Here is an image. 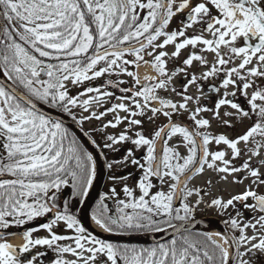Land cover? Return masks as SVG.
Listing matches in <instances>:
<instances>
[{
    "label": "snow or ice",
    "instance_id": "1",
    "mask_svg": "<svg viewBox=\"0 0 264 264\" xmlns=\"http://www.w3.org/2000/svg\"><path fill=\"white\" fill-rule=\"evenodd\" d=\"M186 8L190 10L186 19L181 21L182 27L171 33L165 32L172 17ZM213 9L219 16L213 15ZM195 23L203 25L201 32L211 33L212 39H204L203 35L187 37L186 29ZM162 36V43H155ZM178 37L184 39L177 42ZM238 38L243 39L244 46H235ZM173 43L175 51L171 54L164 51L155 54L157 48L163 49ZM198 44L206 46L201 51L214 53L216 64L220 66L242 57L238 67L225 72V78L219 86L225 89L223 98L215 102L217 118L220 117L218 110L225 105L234 109L238 116L250 117L255 114L257 117L253 126L235 140H229L224 135L213 137L206 131H200L209 125V121L196 117L200 112L211 111L208 108L197 107L190 114L189 118L196 125L194 130L173 121V113L188 111L187 103L192 97L177 92L184 102L176 104L155 94L157 88L166 89L178 71H184L177 69L171 74L166 73L162 58L168 55L177 57L186 46L195 47ZM221 46L228 49V59L220 55ZM147 47L153 49L147 52L148 56L154 57L151 61L153 68L161 77L167 76V79H161L151 86L144 85L136 91L135 85L139 84V78L135 73L128 72L125 65L133 63L139 66L143 60L141 53ZM125 54L133 55L135 60H124ZM253 59L257 62L256 66L249 68L247 75L242 76L240 70L251 64ZM193 61L205 63L202 56L192 53L183 64L189 66ZM101 63L103 66H100ZM219 71L213 66L199 79H207ZM0 72L7 81L0 82V177H14L0 179V229L19 228L35 218L54 213L52 220L40 225V228L48 231L49 237L32 239V233L39 230L32 228L22 233L24 243L18 250L7 242H0V264H34L36 255L22 260L20 254L45 245L57 252L58 258L53 264H118V261L122 264H258L260 258L264 257V235L256 234L257 225L264 229V195H258L251 189L232 196L226 202L219 198L213 199L209 205L223 211L229 206L234 208L235 201L243 204L245 209L262 213L253 217L255 223L248 221L243 226L235 217L225 221L226 226L230 225L239 233L238 236L229 238L216 233L223 244L234 249L233 253L212 240L211 235H206L204 243H201L191 235L183 234L189 230L186 224H173V220L189 221L201 203L200 200L195 205L187 202L193 192L200 195V190L188 188L187 182L193 174L202 172L205 165L227 174L247 171L248 175L243 179H251V183L256 185L264 184V175L248 161L240 167L232 166L231 161L225 159L224 151L210 152L208 147L213 140L217 145L223 143L231 149L233 159L240 155L237 145L240 142L247 145L250 138L256 145L255 149H248L251 156L259 155L257 149L264 148V87L255 85L248 78H264V0H203L195 6L190 4V0H181L178 5L176 0H0ZM112 72L116 75L126 73L134 78L132 88H120L122 93L131 92V96L117 97L121 103L113 104L99 113L92 112L81 119L100 120L108 113H114V120L102 127L116 128L122 122H127L128 127L119 136H106L103 148L116 151L118 144L130 142L137 150L146 146L147 151L142 157L143 163L135 157L134 149H128L123 161L127 163L130 159L132 165L142 170L137 183L139 197L136 198L133 190L125 184L122 191L131 200H118V215L111 216L108 215V205L104 203L106 197L102 193L91 218L99 228L110 234L165 232L168 228L173 229L172 239L152 247L138 248L97 239L86 234L79 220L69 213L68 200L64 201L63 212L56 204L61 187L69 183L66 177H71L72 197H78L80 203L85 202L95 176L93 156L83 151L74 137L66 148L67 130L60 121L39 111L37 104L56 108L76 120L72 108L80 106L84 112H88L92 104L99 107L105 102L103 97H112L114 94L90 86L81 95L93 92L97 95L80 102L77 97L68 94V82L74 86L80 85ZM197 79L195 75L187 79L185 93L188 85L195 84ZM108 83L112 84V81ZM230 85L245 96L251 113L227 98L237 94L236 91H227ZM250 87L255 90L248 98L246 90ZM219 88L212 86L209 90L219 92ZM140 97L143 98V104L138 99ZM125 100L129 104H125ZM257 100L261 103L257 104ZM152 101L158 102L160 107H150ZM196 103L199 104V98ZM133 106L137 111L132 110ZM119 111L128 115L121 117ZM148 112L151 113L148 116L150 121L154 122L162 114L168 123L155 130L151 138H146L139 131L129 135L133 126L142 125V120L135 117H143ZM223 115L231 117L233 113L224 112ZM223 123L228 125L229 121L225 119ZM177 135L182 137V143L171 147L169 141ZM257 135L262 138L260 141L255 140ZM180 147L187 149V155H181ZM72 160L76 162L75 169L70 165ZM84 161L88 162L87 165ZM217 162L222 166L217 167ZM259 163L264 166V159ZM108 167L111 168L112 164ZM152 177L161 186L165 184V178L170 179L172 183L168 184L169 190L151 193L150 189L155 187L150 179ZM110 179L126 180L128 177L112 176ZM234 182L242 183L243 180L236 179ZM110 191L112 196L118 195L115 188ZM29 198L31 203L28 202ZM177 198H180L181 206L174 209L173 201ZM248 198L255 203H246ZM125 209H132V212H126ZM241 215L237 209L236 216ZM60 222L67 229L74 230L76 235L65 236L53 232V226H59ZM249 227L253 229L252 236L245 234V229ZM64 240L74 241L75 247L57 243ZM209 244L213 248L211 254L207 250ZM202 249L203 259L200 254ZM64 253H71L77 259L59 258ZM85 253L88 255L85 256Z\"/></svg>",
    "mask_w": 264,
    "mask_h": 264
},
{
    "label": "rangeland",
    "instance_id": "2",
    "mask_svg": "<svg viewBox=\"0 0 264 264\" xmlns=\"http://www.w3.org/2000/svg\"><path fill=\"white\" fill-rule=\"evenodd\" d=\"M181 19H182V17L176 18L175 21H179ZM187 31L190 33H197L198 32L197 30H193L191 28L187 29ZM240 43H241V40H240V38H238L235 46L239 47ZM152 50L153 49L150 48V49H147L141 53L143 55V60H141L139 62V66H136L133 63H129V64L125 65V67L127 68V71L135 73L136 77L139 78V76L137 74L138 68L142 65L150 64V62L145 63L144 61H149L148 59L150 58V56L147 55V52H150ZM158 51H159V49H156L155 54H157ZM162 51L172 52L171 48H169L167 46H165L162 49ZM219 51H220V55L224 59H228V49L226 47H221ZM192 53H195L197 55L199 53V55L204 58V60H205L204 64L205 65L201 64L200 61H193V63L191 65L184 67V64H183L184 59H186ZM123 59L128 60V61H134L135 57L133 55H130V56L125 55L123 57ZM162 59L165 62L166 73L171 74L174 67H176V66L181 67V65H183V67H181V68H183L184 71H181L177 75L173 76L171 78V80L169 81L166 89L157 88L155 90V92H157V94L156 93L155 94L157 96L165 99V100H170L173 103L179 104V103H182L184 101H183V99L179 98L181 95H177V93H175L172 90V87L170 85L177 88V87H179L180 84H185L187 82V79L190 78L191 76L195 75L197 78L199 76L201 77L204 72L210 71V69L213 66L217 67L220 70L217 75L210 76L207 79H197V82L195 84L188 85V88H187L188 92H186V93H188L190 96L200 97V96L204 95L202 89L200 88L201 84L204 83L203 87L211 85V86H215V87L219 88L222 80L225 78V72L227 71V69L232 68V67H238L239 63L241 62L242 57L236 58L235 62L232 61L229 64H226L224 66H220V65L216 64V55L214 53L209 52V51H201V49L198 48V46L193 47V46L189 45L180 51L179 56L176 57L177 61H173L170 57L168 58L167 56L163 57ZM255 62H256V60L253 59L251 64L247 65L245 69L240 70L241 75L246 76L247 70L253 66H256ZM180 63H181V65H180ZM100 66H103V63H101ZM156 72H157L156 70H155V72H154V69L152 70L153 75H152L151 79L147 80L148 83L156 84L158 82L156 77L160 78L161 76L158 75V73H156ZM248 78L255 85L260 86V87H264V80H262L263 78H261V77H248ZM163 79H167V76H164ZM233 79H235V77H233ZM108 81H112V84H114L115 81H118V84L120 81H123L124 84L120 83V85H121V86H119L120 88H130V87L132 88L135 84L134 78L132 76L127 75L126 73H120L119 75H116L115 72L105 73L101 77H97V78H94V79H91L88 81H84L80 85L74 86L70 82H68V84H67L68 94L71 96L77 97L78 101L82 102L84 99H89L91 96L97 95V93H95V92L88 93L86 95H81V93L87 87H90V86L94 87V88L98 87V88H100L101 92H104L106 90L102 89L100 86L108 85L110 88H112V84H109ZM139 81H141L140 78H139ZM142 81L144 82V80H142ZM104 82H105V85L102 84ZM138 85H140V84H138ZM138 85L135 86L136 91H139L141 88ZM241 87H242V82H241ZM179 89L181 90L179 93L185 94L184 90L182 91L183 88H179ZM254 90L255 89L252 87H250L246 90L248 98L251 97V94ZM224 91H225V89L219 88V92H217V95L222 97V92H224ZM227 91L228 92L236 91L237 94L233 97H239V98L235 99V101H237L239 103V105L241 106V108L243 110L249 111L251 113L252 110L250 108V105L247 103V99L245 98L244 95L241 94V92L237 91L231 85L228 87ZM107 92H111V91L109 90ZM112 93L114 94L112 97H103L102 98L105 102L101 106L98 107L96 104H92L90 106L88 112H84L82 107L77 106V107L72 108V114L76 116V119H78L80 121L79 123L81 124V126H83L90 133L91 137L97 142V144L99 145V147L103 151L104 157L106 159L107 173H106L105 179L103 181V184L101 186L100 193L101 194L103 193L106 196L109 195L113 199V197L115 198V196H112V193L110 190L112 188H115L116 190H118V195H121L123 197L124 192L122 191V189H123L124 185L127 184V186L133 190L134 196L136 198H138L140 195V191L134 189L133 186L131 187L129 185L131 179H126L124 182H120L119 179H117V180H115L116 182H114V180L110 179V177L115 176L116 172H119L120 170L124 169L126 163H124L123 161H124V157L127 155L128 149H134V155L137 158L139 155L144 153V149L146 146H142L140 149L137 150V149H135V146H133L129 142V143L118 144L116 146V148H117L116 151H112V150L103 148L106 136H108V135L119 136V134L121 132H123L128 127L127 122H122L116 128H112V127L103 128L102 126L104 124L108 123V121L114 120V115H115L114 113H108L107 115L102 117L100 120H95V119L82 120L81 119V117H83V116H90L92 114V112L99 113L100 111H104L105 109L110 108L113 104L121 103V101L119 99H117V97H118L117 93L114 91H112ZM123 95L124 96L125 95L131 96L128 93H122L121 96H123ZM138 99L140 100V102L142 104L144 103L142 97H140ZM216 101L217 100H214V102H208L206 105H204L202 103L192 104V103L188 102L187 103L188 111L179 110L177 113L172 114L171 119L173 120L177 117L189 118L190 114L192 112H194L197 107L211 109V111L200 112L197 115V117H196L197 119L203 118V119H207L209 121V125L206 128H202L200 130L202 132L206 131V132L210 133L213 137L219 136V135H224L229 140H235L237 137L243 135L257 121V117L255 116V114H252L250 117L238 116V114L235 112V110L232 109L228 105L221 106V108L218 110L220 113V117L217 118L216 117V111L217 110L215 109V102ZM123 102L125 104H129V101H127V100H125ZM256 103L260 104L261 101L257 100ZM150 107L159 108L160 105L158 102L152 101L150 103ZM132 110L137 111V109H135L134 106H133ZM169 111H171V110L169 109ZM224 112H232L233 116L225 117L223 115ZM118 114L121 117L128 115L127 113H125L123 111H119ZM149 115H151L150 112H148L147 115H145L143 117H139V116L135 117L136 119L142 120V125L141 126H133L132 132H130L129 135H133L134 132L140 130V131H142L143 135L146 138H151L154 131L157 130L158 128H160L161 125L163 126L164 124H166L165 122L168 121L167 118H165L162 114H160L156 117L155 121L153 122V121H150L148 119ZM129 118L131 119L132 117H129ZM225 119H227L229 121L228 125H225L223 123V120H225ZM191 121L193 122V120H191ZM133 138H135V137L133 136ZM261 139L262 138L259 135L255 136L256 141H260ZM178 143H182V137H180L179 135H177L176 137H173L169 141V145L171 147H173L174 145L176 146ZM128 146H129V148H128ZM208 147H209L210 152L224 151L226 153L225 159L230 160L232 166L240 167V166H242V164L245 161H248L253 168L259 169L260 173L262 175H264V166H261L259 163V161L261 159H264V148L257 149V151L259 152V155L251 156V153L248 151V149H255L256 148V145L253 143L252 138H250L247 145L244 142H240L237 145L238 149L240 150V155L238 157H236L235 159L232 158L231 149L228 148V146L223 144V143L217 145L215 143V141L213 140L210 142ZM180 149H182V147ZM250 156H251V159H249ZM209 160H210V157H209ZM117 161H120L121 163H115ZM129 161H130V159H129ZM109 164H112L111 168L108 167ZM219 166H222V165L220 162H217V167H219ZM99 167H100V165H99ZM247 175H248L247 171H241L239 173H232V174L221 173V172H218L214 169H209L207 167V165H205V167L203 168V171L196 177V179H193L191 181V183L189 184L190 189L200 190V195L198 196V195H196L195 192H193V195L188 197L187 202L190 205H195L197 200L201 201V203L196 207V210H195L192 218L189 221L200 218V217H208V216H213V217L219 218L221 220H227L229 217H235L238 220L241 219V221H240L241 224H244L242 216H240V217L236 216V210L237 209L239 210V208L237 207L238 206L237 202L234 201V205H235L234 208L232 206H229L226 210H223V211H221L218 207L209 206V205L211 204V201L213 199H217V198L221 199L222 202H226L232 196L242 194L244 191H246V189L247 190L251 189V190L258 192V193L263 192L264 191V184L256 185V184L251 183V179H243ZM98 179H97V181H98ZM236 179H242L243 182L242 183H235L234 180H236ZM165 181L166 182L163 186H161V184H159L160 191L167 192L169 190L168 184L172 183V181L170 179H165ZM96 184H97V182H96ZM118 195L116 197H118ZM122 200L130 201L131 198L130 197H123ZM239 211L242 213V209H240ZM78 214H79V210H78L76 216H78ZM256 229L260 234L264 233V229H261L259 227H257ZM53 230L57 234H71L73 236L76 235L75 231L67 229L63 222H60L59 226H53ZM245 234L248 236H252L253 235V229L251 227L246 228ZM120 235H126V234H120ZM33 237L37 238L39 236H33ZM41 238H43V237H41ZM59 244L62 246L63 245H70L72 247H75L74 241H65V242L59 243ZM36 249L37 250L47 249L49 251L48 253H51V256H52L51 261H54L58 258L57 252L54 251L53 248H49L46 245L45 246H36ZM84 255L87 256L88 253H85ZM59 258L66 259V260L77 259V257L73 256L71 253H64ZM80 264H82V262H80Z\"/></svg>",
    "mask_w": 264,
    "mask_h": 264
},
{
    "label": "flooded vegetation",
    "instance_id": "3",
    "mask_svg": "<svg viewBox=\"0 0 264 264\" xmlns=\"http://www.w3.org/2000/svg\"><path fill=\"white\" fill-rule=\"evenodd\" d=\"M181 2V0H176V4L178 5L179 3ZM200 2H203V0H190V4L192 5V6H195L197 3H200ZM209 7H211V5H209ZM174 11H175V8L173 9ZM189 10L190 9H188V8H186V9H184L183 11H181V12H179V13H177L175 16H173L172 17V19H171V21H170V23H169V25L167 26V28L164 30L165 32H168V33H171L173 30H178L179 28H181L182 27V25H181V21H184L185 19H186V16H187V14H188V12H189ZM213 15H217V16H219V13L215 10V9H213ZM180 17H182V19L181 20H179V21H175L176 20V18H180ZM203 27V25H201V24H199V23H195V24H193V26L191 27V29H193V30H197L198 32L197 33H190V32H188L187 31V29H186V36L187 37H192V36H197V35H203V37H204V39H212V35H211V33H209V32H201V28ZM189 29V28H188ZM163 39H164V37L162 36V37H159L158 39H157V41L155 42V43H157V44H159V42L160 43H162V41H163ZM184 38L183 37H178L177 38V42H181L182 40H183ZM142 40H143V38H142ZM240 40H241V43H240V45H239V47H241V46H244V41H243V39L242 38H240ZM145 43H146V40L144 41ZM252 43H255V41H252ZM198 46V48H200V49H202V48H204V47H206V46H204V45H202V44H198L197 45ZM167 47H169V48H171V50H172V52L173 51H175V43H173V44H169V46L167 45ZM221 47H224V46H221ZM220 47V48H221ZM151 47H147L145 50H147V49H150ZM152 49V48H151ZM157 49H159V48H157ZM144 50V51H145ZM160 51H162V49H159V51H158V53L160 52ZM164 52H166V53H169V54H171L172 52H168V51H164ZM157 53V54H158ZM128 56H130L131 54H127ZM198 55H199V53H198ZM168 58L170 57L173 61H177L176 60V57H171V55H168L167 56ZM154 59V57H150L148 60H149V62H150V64H151V66H152V63H151V61ZM185 60V59H184ZM236 61V58L233 60V62H235ZM257 62H255V64H256ZM180 65H181V63H180ZM203 65H205V64H203ZM186 65H184V67H185ZM181 67H183V65H181ZM180 66L178 67V66H176V67H174V69L172 70V72L174 71V70H177V69H183V68H181ZM154 68H153V66H152V70H153ZM154 72H155V69H154ZM179 72H181V71H178L177 72V74L179 73ZM157 73V72H156ZM159 75V74H158ZM200 77V76H199ZM199 77H198V79H199ZM156 79L158 80V82L161 80V79H163V77H156ZM262 80H264V78L262 79ZM157 82V83H158ZM156 83V84H157ZM120 84V83H119ZM124 84V83H123ZM139 84L140 85H138L139 87H143L144 85H149V86H151V85H154V84H152V83H148V82H143V83H140L139 82ZM204 84V83H203ZM203 84H201L200 85V88L202 89V91H203V94L204 95H202V96H200V97H197V96H190L188 93H185V95H187V96H190V97H192L193 99L191 100V101H189L190 103H192V104H197L196 103V99L197 98H199V103H202V104H204V105H206L208 102H214V100H218V99H220V98H223V97H220V96H218L217 95V92H214V91H210L209 89L212 87L211 85H209V86H206V87H203L204 85ZM121 86V85H120ZM135 86H137V85H135ZM171 87H172V90L173 89H175L176 91H174L175 93H177V92H180L181 90L179 89V88H183L182 89V91L184 90V84H180L179 85V87H177V88H175L174 86H172V85H170ZM131 88V87H130ZM188 92V91H187ZM156 94H157V92H155ZM223 93V92H222ZM120 94L122 95V92L120 91ZM120 94H117L118 95V97H120L121 95ZM129 95H131V92H129L128 93ZM124 96V95H123ZM179 98H181L182 99V96H180ZM228 99H230V100H232L233 102H236V103H238L237 101H235V99H238L239 97H233V96H229V97H227ZM239 104V103H238ZM173 121H176V122H178V123H180L182 126H186V127H188L190 130H194L195 128H196V125H195V123H194V121L192 122L189 118H187V117H185V118H181V117H177V118H175V119H173ZM165 123H168V121L167 122H165ZM161 127H162V125H161ZM139 132H141L142 133V131H140V130H138ZM201 131V130H200ZM143 134V133H142ZM173 147H176L175 145L173 146ZM128 148H129V146H128ZM181 148V147H180ZM179 148V152L181 153V155H187V149L186 148H184V147H182V149H180ZM146 151H147V148L145 147V149H144V153H142L141 155H139L137 158L138 159H140L141 160V163H143V160H142V157H143V155L144 154H146ZM161 155H162V152H161ZM199 155V154H198ZM176 161H173V163H175ZM181 163H182V161H180ZM205 167V166H204ZM201 173V172H200ZM198 174L199 173H197V174H193L192 175V178L187 182V187L189 188V184L191 183V181L193 180V179H196V177L198 176ZM142 175V170L138 167V166H135V165H132L131 163H130V161H128L126 164H125V167H124V169H122V170H120L119 172H116L115 173V176L116 177H121V176H123V177H128V179H131L130 180V183H129V185L132 187L133 186V188L134 189H136V190H139L138 189V187H137V183H138V181H139V178H140V176ZM151 179V182L155 185V187H153L152 189H150V192L151 193H155V192H157V191H160V189H159V184H160V182L155 178V177H152V178H150ZM165 179H168V178H165ZM120 182H124L125 180H119ZM114 182H116L115 180H114ZM247 190V189H246ZM116 192L118 193V190H116ZM258 195H264V191L263 192H256ZM123 197H126L125 196V194H124V196ZM121 195H118V197H116L115 196V198L113 197V202H114V205H115V209H117V201L118 200H122V198H123ZM180 201V198H178V202ZM178 202H177V204H178ZM180 203V202H179ZM238 203V208H239V210L240 209H242V219H243V221H244V223H246V222H248V221H251L252 223H255V220L253 219V217H258L259 215H262V213H260L259 211H256V212H253L252 210H250V209H245L244 208V206H243V204H241V203H239V202H237ZM246 203H248V204H254L255 202L251 199V198H248V200L246 201ZM177 204H175V205H177ZM239 221H241V219H239ZM241 226H243V224H241ZM257 227H259V225H257ZM53 232H55L54 230H53ZM57 234V233H56ZM256 234L259 236V235H264V233L263 234H260L258 231H257V229H256ZM19 234H13V235H11L10 237H0V242H7V243H9V244H11V245H13L15 248H17V250L19 249V247L24 243V240H23V237H22V243H20V244H17V245H15V244H13L12 243V241L13 240H15V238L16 237H19L18 236ZM42 235V236H41ZM60 235V234H59ZM239 235V233L237 232V236ZM33 236H39V237H43V238H47V237H49V233H48V231L47 230H42V231H40V232H36V233H33L32 234V239L34 238ZM35 239V238H34ZM65 241H67V240H65ZM65 241H58L57 243H63V242H65ZM256 242H258V240L256 241ZM241 251H243V248H241L240 249ZM49 251L47 250V249H43V250H37L36 249V247H34V248H32L28 253H23V254H20V259H22V260H24V259H30L33 255H36L37 256V260L34 262V264H52L53 263V261H51L52 260V256H51V253H48ZM40 253H42V255H38V254H40ZM258 256H259V253L257 254ZM258 264H264V257H261L260 258V261H258Z\"/></svg>",
    "mask_w": 264,
    "mask_h": 264
},
{
    "label": "water",
    "instance_id": "4",
    "mask_svg": "<svg viewBox=\"0 0 264 264\" xmlns=\"http://www.w3.org/2000/svg\"><path fill=\"white\" fill-rule=\"evenodd\" d=\"M0 82H7V81L0 77ZM37 107L39 111L43 112L46 116L51 117L54 120L60 121L62 125L68 127L83 144L84 143L87 144L89 148L94 152L98 160V163L100 165V173H99V177H98L99 179L97 181V184L95 185L92 193L87 197V199L83 203L82 207L80 208L79 214H78V220L81 226H83L86 229V234H91L92 236H95L97 239L105 240L109 242L123 243V244H137V245H151V244L165 241L173 237L174 235L173 229L170 230L169 233L162 235V236H158V237H150L148 235L116 236V235H111L108 233L98 234V233L91 231L87 226V220L89 218L90 209L92 208L95 201L100 195V189H101V186L103 184V181L107 173V165H106L104 154L100 150L99 146L96 143H93L94 140L88 135V133L81 126H79L76 123L75 120H73L72 118L64 114L53 111L41 105L40 103L37 104ZM157 143L159 146L160 142L158 141ZM105 202L108 205L109 215L116 216L115 211H114V203L112 202V200L106 197ZM177 202H178V198L174 200V204H177ZM53 218H54V213H50V216L44 222L32 228H37L40 230L42 229L40 228L41 224L47 223ZM205 223H212V224L217 225L222 230L224 235L228 236L229 238L234 236V233L230 231L219 218H216L213 216L200 217V218H197V219H194L192 221H188L182 224H186L188 226V229H189L188 231H194V230H197L198 225L205 224ZM32 228H24L22 229V233ZM8 235H9L8 232H0V236H8ZM233 252H234V249H233Z\"/></svg>",
    "mask_w": 264,
    "mask_h": 264
},
{
    "label": "trees",
    "instance_id": "5",
    "mask_svg": "<svg viewBox=\"0 0 264 264\" xmlns=\"http://www.w3.org/2000/svg\"><path fill=\"white\" fill-rule=\"evenodd\" d=\"M43 78H46V77H43ZM102 84H104L105 85V82L104 83H102ZM113 85H118V86H113ZM102 89H105L106 91H114V92H116L117 94H119V91H120V87H119V84H118V82L117 81H115V83L114 84H112V88H110L108 85H106V86H100ZM44 105V104H43ZM44 106H46V107H48L47 105H44ZM49 108H51V107H49ZM51 109H53V110H55V111H57V112H59V113H62V114H65V115H68L67 113H64V112H62V111H60V110H58V109H56V108H51ZM69 116H71V115H69ZM72 117V116H71ZM66 130H67V132H68V140H66L65 141V147L67 148V146H68V144L71 142V140H72V138L74 137L75 138V140H76V143H77V145H79V147L83 150V151H86L87 152V150L84 148V146L80 143V141L75 137V135L71 132V130L69 129V128H67V127H65L64 125H62ZM84 163L87 165V161H84ZM75 164H76V162H75V160H72V161H70V165H71V167L73 168V169H75ZM12 178H14V177H11V176H8V175H4V176H2V177H0V179H12ZM67 179H68V181H69V183L67 184V185H64V186H62L61 187V190H60V193H59V195H58V198H57V201H56V204H57V208L61 211V212H63V210H64V201L65 200H68V203H69V213L70 214H72V215H74L76 218H77V216H76V214H77V212H78V210L80 209V207H81V204L82 203H80V200H79V198L78 197H76V198H73L72 197V187H71V177H66ZM52 191H54V190H52ZM51 194V193H50ZM99 200V199H98ZM97 200V201H98ZM97 201L95 202V204L93 205V207H92V209H91V211H90V214H91V216H92V214H93V211L94 210H96V204H97ZM29 203H31L32 202V200H31V198H29V201H28ZM181 205H179V206H177V207H174V209L175 208H179ZM125 211L126 212H129V213H131L132 212V209H125ZM139 211V210H138ZM50 214V213H49ZM49 214H46L45 216H43V217H38V218H35L34 220H32V221H30V222H28V223H26L25 225H23V226H21V227H19V228H17V227H9V228H7V229H0V230H2V231H7V232H10V233H13V232H15V231H18V230H20V229H22V228H24V227H30V226H34V225H36V224H38L39 222H41V221H43ZM175 214V213H174ZM181 214H183L182 212H181ZM117 215H118V213H117ZM230 218H232V217H229L227 220H225V221H228ZM9 219H11L10 217H9ZM182 222H185V221H177V220H173V224H179V223H182ZM232 231H235V230H233L232 228H231V226L230 225H227ZM147 233H149V232H147ZM124 234H127V235H137V234H144V233H138V232H133V233H124ZM184 235H191V237L193 238V239H196V240H198V241H200L201 243H204V237L207 235V234H205V233H202V232H199V231H188V232H186V233H183ZM173 237H171V238H169V239H167V240H165V241H162V242H159V243H163V242H168L170 239H172ZM212 239V238H211ZM110 243H113V244H123V243H114V242H110ZM155 244H158V243H155ZM155 244H151V245H137V244H128V245H135L136 247H138V248H140V247H152L153 245H155ZM218 244V243H217ZM207 250L209 251V253L211 254L212 252H213V248H212V246L209 244L208 245V248H207ZM201 258L203 259L204 257H203V249L201 250ZM118 264H122V262H119L118 261Z\"/></svg>",
    "mask_w": 264,
    "mask_h": 264
},
{
    "label": "bare ground",
    "instance_id": "6",
    "mask_svg": "<svg viewBox=\"0 0 264 264\" xmlns=\"http://www.w3.org/2000/svg\"><path fill=\"white\" fill-rule=\"evenodd\" d=\"M137 74H138L139 78L141 79V81L142 80L145 81L146 77L151 79V77L153 75L152 74V70H151V68H150V66L148 64L140 66L138 68ZM0 77L2 79L6 80V78L3 77L2 72H0ZM149 79H147V80H149ZM85 146L89 149L91 155L93 156L92 164L95 167V176L93 178V183H92V185H91V187L89 189V195H90L91 191L93 190V188H94V186H95V184L97 182V179H98V176H99V173H100V167H99V163H98V160H97L94 152L89 148V146L87 144H85ZM87 226H88V228L91 231H93L95 233L106 234V232H104L101 228H99L91 218H88ZM169 231H170V229H167V231H165V232H157V233H154L153 235H149V236L150 237H158V236H162V235L167 234ZM197 231L203 232V233H205L207 235H211V238L215 242L221 244L225 248H228L230 253L233 252V248H230L229 245L223 244V241L221 240L220 236L216 235V233L224 234L222 232V230L217 225L212 224V223L200 224L197 227ZM12 243L15 244V245L20 244L21 243V238L20 237H16L15 240L12 241Z\"/></svg>",
    "mask_w": 264,
    "mask_h": 264
}]
</instances>
